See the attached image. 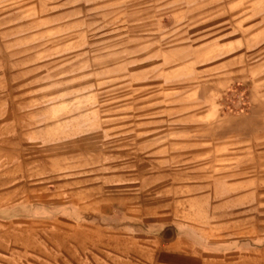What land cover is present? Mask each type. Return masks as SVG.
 Segmentation results:
<instances>
[{"label":"crops","instance_id":"0c3cea01","mask_svg":"<svg viewBox=\"0 0 264 264\" xmlns=\"http://www.w3.org/2000/svg\"><path fill=\"white\" fill-rule=\"evenodd\" d=\"M5 6L0 248L19 242L45 254L46 238L72 264H232L264 251V53L255 36L187 46L183 56L177 48L137 55L142 65L120 85L125 112L113 149L109 86L63 87L61 96L48 86L64 60L48 47L86 29L90 38L105 20L96 7L65 18L63 7L39 0H0ZM240 87L245 108L228 110ZM17 222L40 229L16 235Z\"/></svg>","mask_w":264,"mask_h":264},{"label":"rangeland","instance_id":"374dc122","mask_svg":"<svg viewBox=\"0 0 264 264\" xmlns=\"http://www.w3.org/2000/svg\"><path fill=\"white\" fill-rule=\"evenodd\" d=\"M39 1L48 7L55 5L63 7L65 18L75 16V13L68 10L70 8H77L81 15L83 13L86 15L88 7L91 6L92 8L96 7L97 22L105 19L102 24H96L98 28L92 32L90 38L87 36L86 29L85 34L76 37L65 35L56 46L48 47L49 55L56 53L64 56V60L58 62V71H54L55 74L60 75V78H53L54 85L48 86H56L55 92L59 96L62 95V93H58L61 92L59 89L63 87L86 86L89 82L90 85L94 83L96 87L109 86L107 95L111 99V108L106 109L105 113L106 118H110L108 126L111 128L110 132L113 136V149L118 146V135L121 131L120 119L123 112H125L120 109L121 104H125V100H120L123 96V93L120 92V85L125 83V80H123L125 74L142 65H136L134 60L137 55L151 54L155 50L163 55L169 51L174 52V49L177 48L180 50H177L176 56H183L190 53V50L185 48L187 46L201 45L208 42L216 43L231 37L248 36L256 37L260 45L257 47V54L263 55L264 53V0ZM6 8V6L0 7V10ZM181 9L185 10L182 19V14L180 16L173 15ZM145 11L147 13H144ZM120 20L127 21L128 25L124 27L123 24L121 25ZM151 32H153V36H151ZM89 42L91 43L89 44ZM151 42H154V48L146 45ZM7 50V46L0 47V56H4ZM78 52L81 57L85 56V58H80V63L75 62L74 65L72 62L73 56ZM88 56L90 58H87ZM149 63L144 62L143 64L147 65ZM88 66L95 73L94 76L90 75V78L87 74ZM77 67H80L78 75L75 73ZM129 82H131L130 78ZM230 93L227 98L229 105L227 109L234 112L243 110L247 103V94L244 87L237 88ZM129 96L127 99L128 106L135 107L137 105L135 94L131 95L129 93ZM152 100V98L146 99L145 97L143 103L147 104ZM109 112L110 114H107ZM143 112L148 114L152 110H144ZM138 113L135 110L126 112V114L133 117ZM145 119L147 118L145 117ZM115 152L117 151L113 150V154ZM15 226L14 232L16 235L27 234L26 230L32 229L34 231L38 227L32 226L30 222H17ZM52 228L49 225L48 229ZM43 242L49 245L45 254H41L39 250L27 249L19 242L0 248V264H72L54 244L47 242L46 238ZM241 245L243 250L247 249L246 245ZM232 264H264V251L260 250L255 255L240 254Z\"/></svg>","mask_w":264,"mask_h":264}]
</instances>
